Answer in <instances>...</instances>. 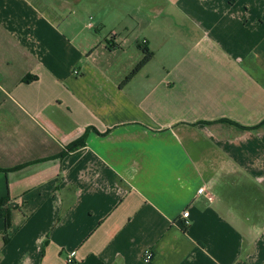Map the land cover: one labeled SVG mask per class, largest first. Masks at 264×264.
<instances>
[{
    "label": "crops",
    "instance_id": "obj_1",
    "mask_svg": "<svg viewBox=\"0 0 264 264\" xmlns=\"http://www.w3.org/2000/svg\"><path fill=\"white\" fill-rule=\"evenodd\" d=\"M261 122L264 0H0V264H264Z\"/></svg>",
    "mask_w": 264,
    "mask_h": 264
},
{
    "label": "trees",
    "instance_id": "obj_2",
    "mask_svg": "<svg viewBox=\"0 0 264 264\" xmlns=\"http://www.w3.org/2000/svg\"><path fill=\"white\" fill-rule=\"evenodd\" d=\"M141 50L143 52V58L141 61L135 66V68L130 72V74L125 78L123 83H128L153 57V52L148 49L146 46H141ZM228 122V121H227ZM231 123V122H229ZM261 126H264V122H261L256 128H259ZM255 128V129H256ZM86 135L82 136L81 139L77 142H75L73 145L69 146L70 150L75 149L76 147H81L84 144ZM9 170H6L4 172H8ZM8 197L4 198L0 201V218L4 220L5 224V231L4 234L7 233V231L10 228V221H11V210L9 208H3L5 203L7 202ZM179 227L183 232L187 231V228L184 227L183 222H179Z\"/></svg>",
    "mask_w": 264,
    "mask_h": 264
},
{
    "label": "built area",
    "instance_id": "obj_3",
    "mask_svg": "<svg viewBox=\"0 0 264 264\" xmlns=\"http://www.w3.org/2000/svg\"><path fill=\"white\" fill-rule=\"evenodd\" d=\"M75 75H77V73L75 72ZM203 192V189H199L198 190V194H201ZM181 217L183 219V225L185 227L189 226L190 224V221H189V213L187 211H184L182 214H181ZM153 259V254L151 252V250L147 249L143 252V255H142V260L144 263L146 264H149ZM66 264H74L73 260H72V257L68 256L67 259H66Z\"/></svg>",
    "mask_w": 264,
    "mask_h": 264
}]
</instances>
